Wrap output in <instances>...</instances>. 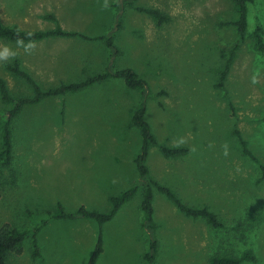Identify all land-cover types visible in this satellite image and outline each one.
<instances>
[{
  "label": "rangeland",
  "instance_id": "374dc122",
  "mask_svg": "<svg viewBox=\"0 0 264 264\" xmlns=\"http://www.w3.org/2000/svg\"><path fill=\"white\" fill-rule=\"evenodd\" d=\"M127 2L0 0V23L21 31L60 27L90 38L111 37L119 50L112 68H131L149 86L145 120L157 142L147 158L152 179L173 189L188 207L207 208L225 227L241 224L250 237L237 248L253 249L256 264H264V56H258L251 40L258 24L264 28V0L250 10L243 40L234 25L238 10L231 0L133 2L134 7L168 16L161 25ZM119 4L124 7L118 14ZM60 40L69 44L72 39ZM235 47L225 90L218 89L219 73ZM27 49L0 40V79L14 98L32 92L5 66L15 60L24 64ZM77 53L93 57L85 65L87 72L102 71L110 58L103 41L80 45ZM37 63L46 67L53 60L46 55ZM57 64L62 68L64 63ZM30 74L42 90L85 77L81 72ZM139 101V91L112 80L24 106L11 121L12 165H0V229L32 230L58 204L67 213L79 208L108 213L111 197L138 180L134 159L141 138L131 125V111ZM7 119L8 109L0 100V125ZM235 131L258 163L242 154ZM160 146L188 153L169 159ZM140 204L139 192L103 225V248L95 264H149L143 259L149 236L141 227ZM153 208L159 243L153 264H209L215 244L205 222L186 218L156 192ZM98 232L89 219L48 220L35 237L37 255L33 257L29 236L7 264H88Z\"/></svg>",
  "mask_w": 264,
  "mask_h": 264
},
{
  "label": "trees",
  "instance_id": "16d2710c",
  "mask_svg": "<svg viewBox=\"0 0 264 264\" xmlns=\"http://www.w3.org/2000/svg\"><path fill=\"white\" fill-rule=\"evenodd\" d=\"M120 1V0H119ZM135 0H128L127 7L133 8L135 11L149 16L157 24L161 25L169 21L168 16L161 14L156 9H145L133 6ZM238 10V20L234 23L238 35L241 40L245 39L249 26L250 10L256 6L257 0H231ZM121 8L118 9V14L124 5L119 4ZM116 7V6H115ZM122 11V10H121ZM48 19H54L49 17ZM115 28H120L119 16L116 18ZM52 37H80L84 40L103 41L106 48L110 51V58L107 67L102 73L93 75L85 80L77 83L62 84L58 87L42 90L39 85L32 79V77L23 71L20 62L15 60L12 64L5 66V70L16 78L24 81L31 90V95L27 97L14 98L6 83L0 79V100L8 109V119L0 125L1 132V146H0V165L4 168H10L13 162L12 158V133L11 121L16 118L23 107L26 105H34L45 98H54L64 96L66 94L76 93L93 84L101 83L109 79L122 80L124 85L131 90L140 92V101L131 117V125L138 131L141 138L140 151L134 159V165L138 174V180L129 189L120 193L117 196L111 197V210L108 213H99L89 211L84 208H79L74 212L67 213L58 204L54 212L47 214V219H42L32 230H16L10 228L8 225L0 229V264H7L8 257L13 253H18L20 246L24 240L32 236V242L35 249L33 257L37 255L36 234L44 227L48 220H75L78 218L89 219L98 225V236L94 247L93 254L88 264H95L97 258L102 252L103 239L102 227L108 223L117 214L119 209L132 200L137 193H141L140 209L143 215L141 227L148 233L149 236V250L143 256L147 263L153 264L155 256L158 254L159 243L155 238L156 224L154 222V208L153 198L155 192L163 196L169 203H171L178 212L186 218L193 220H202L209 228L215 247L210 254L209 264H256L257 257L252 250L239 251L238 242L246 243L250 235L245 230H242V225L237 224L235 227H225L217 218V216L209 211L207 208H192L185 205L178 197L176 192L166 185H161L152 179L150 171L147 167V158L151 147L157 145L154 134L152 133L150 124L145 120L146 104L150 95L149 86L146 81L139 78L137 73L131 69L126 68L122 70H114L112 65L115 58L119 55V50L113 45L112 38L109 36H98L94 38L86 37L78 33L66 32L60 27L50 31H21L17 27H7L0 23V40L7 42L28 44ZM251 40L253 47L258 56H264V28L258 24L252 32ZM237 47L230 50L222 71L219 73V83L216 85L218 89L225 90V83L229 72L231 70L235 50ZM232 108V105L230 104ZM242 154L252 161L258 163V159L252 154L248 148V143L239 131L234 132ZM161 153L166 158H176L187 154L188 151L179 148H169L160 146ZM262 179L264 178V166H260Z\"/></svg>",
  "mask_w": 264,
  "mask_h": 264
},
{
  "label": "crops",
  "instance_id": "0c3cea01",
  "mask_svg": "<svg viewBox=\"0 0 264 264\" xmlns=\"http://www.w3.org/2000/svg\"><path fill=\"white\" fill-rule=\"evenodd\" d=\"M64 38L72 39V40H70L71 43L65 44V43L61 42L63 40H60V39H64ZM47 39H55V41H53L51 43H45L42 41L46 40V39H43L40 41H36V42L28 43V44H23V45H26L27 48L29 49V50L27 49L28 52L24 54V56H26V58L28 56V58L26 59L27 61L24 64H20V66H21V69L23 71H25L26 73H28L31 77H32V75L30 74L31 72H38V73H44V74L70 73V72L80 73L81 72L82 75L83 74L85 75V77L83 79V80H85V79H87L93 75L102 73L104 71V69L107 67V65H106V67L102 71L97 70V71H88L87 72L85 65L88 64V59L92 61L93 57L92 56L86 57V55L81 56L77 53L80 45L86 46L87 43H88V45L89 44L93 45L95 43V41H93V40H91V41L84 40L80 37H52V38H47ZM57 40H60V41H57ZM100 42H102V41H100ZM92 49H94V46L92 47ZM30 55L34 56V60L29 59ZM46 55L49 56L53 60V64H50V65L44 67L40 63H37V62L39 60H41L42 58L44 59ZM60 61H62L64 63L62 68H59V66L57 64V63L60 64ZM28 67L30 68V70ZM124 69H126V68H124ZM118 70H122V69H118ZM88 73H91L92 75L88 76L87 75ZM77 77L78 76H76L75 78H77ZM32 79H33V77H32ZM112 80H119V79H109V80L103 81L101 83L93 84V85H91V86H89V87H87L81 91H78V92H84L88 89H92L96 86L103 85L104 83H108ZM35 82H37V81L35 80ZM77 82H80V81H77ZM77 82L74 81V83H77ZM62 84H71V81H69L67 83L61 82L57 85H53V86H50L48 88L58 87L59 85H62ZM38 85L41 88V85L40 84H38ZM78 92H76V93H78ZM72 94H75V93H72ZM131 112L133 114L134 110H132Z\"/></svg>",
  "mask_w": 264,
  "mask_h": 264
}]
</instances>
